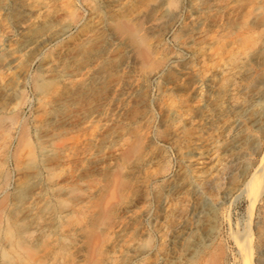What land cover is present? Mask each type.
I'll list each match as a JSON object with an SVG mask.
<instances>
[{
  "label": "rangeland",
  "instance_id": "374dc122",
  "mask_svg": "<svg viewBox=\"0 0 264 264\" xmlns=\"http://www.w3.org/2000/svg\"><path fill=\"white\" fill-rule=\"evenodd\" d=\"M152 1L130 0L123 12L132 14ZM200 1L178 0L172 6L175 14L156 24L152 17L163 11L157 5L159 1L148 12L144 29L155 49V57L170 59L165 67L148 76L137 62L125 58V45L117 43V36L108 35L100 47L99 37L107 33L95 28V20L85 4L91 3L106 12L103 0H53L52 6L62 5L65 12L72 5L76 7L81 19L67 28L61 40L51 43L31 69L40 72L41 62L53 56L60 61V70H75L76 75L67 82L53 76L46 80L43 77L46 101L40 99V92L31 83L26 86L28 100L21 106L19 116L30 127V133L24 145L18 146L17 140H13L12 146H18L20 151L8 164L13 175L11 194L13 190L16 196L21 192L19 202H9L8 211L13 216H22L20 211L24 210L27 197L41 180L52 184L58 192L67 186L75 190L68 202L63 205L49 202L48 209L74 208L85 215L88 198L99 188L104 168L139 131L144 142L126 164V184L121 202L114 209L112 226L105 231L100 246V264L128 263L130 257L125 249L133 237L140 239L141 248L137 259L130 264H197L213 242L209 239L211 235L222 239L227 246L230 263L240 264L230 232H242L247 225L262 255L258 260L254 256L253 264H264V244L259 240L258 230L264 191L251 211L244 195L225 194L222 190L216 194L218 201L209 195L186 199L190 180L213 176L225 143L233 133L224 115L215 116L206 128L197 129L200 123L194 113L205 98V90L191 83L193 79L210 78L215 88L220 89L235 66L245 62L246 67H251L252 77L264 70V63L258 59V54L264 53L261 47L264 46V0H209L197 16L200 25L195 27L192 12ZM255 4L260 5L257 12L253 10ZM244 57L248 58L242 61ZM89 70L95 71V78L86 75ZM245 75L241 72L235 80L242 82ZM13 76L11 71L2 74L5 81ZM233 96L244 100L242 92L237 90H227L222 100ZM249 100L243 107L245 117L264 103L253 100L252 104ZM171 113L178 121L169 123ZM246 143L249 154L223 174V188L230 185L231 174L244 176L255 170L264 152L263 128L253 130ZM32 148L34 155L29 154ZM33 173L37 174V182ZM179 207L182 215L176 212ZM124 209L131 210L130 215ZM15 210L18 215L14 214ZM209 218L212 233L205 237ZM145 230L148 236L142 235ZM169 234L170 239L166 238ZM119 251L124 255L119 256Z\"/></svg>",
  "mask_w": 264,
  "mask_h": 264
},
{
  "label": "bare ground",
  "instance_id": "6f19581e",
  "mask_svg": "<svg viewBox=\"0 0 264 264\" xmlns=\"http://www.w3.org/2000/svg\"><path fill=\"white\" fill-rule=\"evenodd\" d=\"M103 1L107 7L106 12L91 3L85 4L86 9L91 12V16L95 20V28L99 32L107 33L104 37L98 36L100 47L105 44L108 35H115L118 37L117 43L125 45L123 48L125 58L137 62L148 76L153 74L156 69L165 67L170 59L155 57V49L148 41L144 23L146 16L149 15L148 12L156 6L157 1H159L157 5L159 4L158 6L163 11L161 15L152 17L155 24L175 14H173L172 6L176 5L178 0H153L149 5L147 4L148 6L137 9L132 14L123 12V8L130 0ZM52 2L53 0H0V264H100L98 258L100 246L105 231L112 226L114 209L121 202V192L126 184V164L141 149L144 142L142 132L138 131L134 133L130 142H126L117 151L111 163L104 168L101 174L99 188L89 196L88 202L90 203L85 215L76 212L74 208L59 207L60 209H57L53 206V209H48L49 202H56L58 205L68 202V197L75 190L72 186H67L58 192V189L55 191L52 184L42 180L37 183L36 188L27 197L24 210H19L23 212L21 217L16 216L19 217L16 218L13 216V212L8 211L9 202H19L18 196L21 194L18 191L19 195L16 196V190H13L14 192L11 194L13 175L8 164L11 159L17 157V154L19 155L18 146L27 140L30 133L28 132L30 127H27L19 116L21 106L28 100L26 86L31 83L40 92L41 95L38 94L40 99L46 101L48 95L44 94L46 92L43 93L45 82L43 77L46 80L53 76L62 82H67L76 75L75 70L69 72L60 70V61L53 56L41 62L40 72L31 69V65L41 58L47 47L51 43L61 40L66 34L67 28L70 25L78 24L81 19L80 12L73 5L66 13L62 5L54 7ZM208 2L209 0L198 2V7L192 12L193 26L200 25L197 16L205 10L204 5ZM258 8L260 5L255 4L253 10L256 11ZM50 15L60 16V18L52 20ZM34 26L35 29H33ZM247 58L244 57L242 61ZM258 59L263 64L264 53L258 54ZM245 64H236L237 66L232 70L226 84L220 89L215 88L210 78L193 79L191 83L195 87L205 90V98L194 113V117L200 123L197 125V129L202 130L212 124L215 116L224 115L228 118L233 133L225 143L224 152L214 167L213 176H199L190 180L186 199H198L209 195L217 200L216 194L222 190L225 194L244 195L249 202L248 210L250 211L261 200L264 191V152L252 173L244 176L233 173L229 176L230 185L224 188L222 186L223 174L227 173L240 158L249 154L246 151L248 147L246 139L249 140L253 130L261 127L264 130V103H261L262 107L255 113L253 112L251 116L243 115L246 100L250 99L252 104L253 100L264 101V91L260 90L261 86L264 87V70L256 77H252L249 74L251 67H246ZM7 71L14 72L12 80H3L2 74ZM241 72L247 73V76L245 75L242 82L236 81L237 75ZM86 73L87 76L95 78V71L89 70ZM227 90L241 91L244 100H239V96L222 100V95ZM255 101L254 103H257ZM47 104H50L49 101ZM174 121H178V118L172 116L171 113L169 123ZM243 133L245 134L242 136ZM15 139L18 146L15 145L14 148L12 142ZM34 153V148L29 149L30 155H34ZM32 176L36 181L37 174ZM15 211L14 214L18 215V210ZM124 211L125 213L129 212L130 215L131 210L124 209ZM176 212L178 215H182L180 207ZM143 213L147 215L148 212L144 210ZM207 224L205 237L212 230L211 218L208 219ZM258 230L259 240H263L264 244V209L261 212ZM251 231L247 225L242 232H230L239 255L236 260L240 264H253L254 256H256V260L261 259L260 245L252 239ZM142 235L148 236L149 234L145 230ZM170 236L169 234L166 238L170 239ZM211 238L213 242L206 247L197 264H231L227 246L225 247L222 239L215 235H211L209 239ZM140 246L139 238H130L128 248L125 249V254L130 257L129 262L122 264H130L136 260ZM164 254H167L166 251ZM118 255L122 256L124 253L119 251Z\"/></svg>",
  "mask_w": 264,
  "mask_h": 264
}]
</instances>
